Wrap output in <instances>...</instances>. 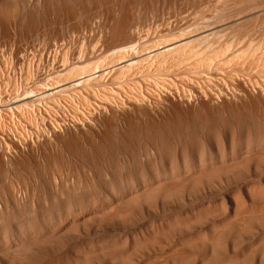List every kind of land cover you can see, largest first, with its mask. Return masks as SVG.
Segmentation results:
<instances>
[{
	"label": "rangeland",
	"instance_id": "obj_1",
	"mask_svg": "<svg viewBox=\"0 0 264 264\" xmlns=\"http://www.w3.org/2000/svg\"><path fill=\"white\" fill-rule=\"evenodd\" d=\"M0 264H264V0H0Z\"/></svg>",
	"mask_w": 264,
	"mask_h": 264
},
{
	"label": "bare ground",
	"instance_id": "obj_2",
	"mask_svg": "<svg viewBox=\"0 0 264 264\" xmlns=\"http://www.w3.org/2000/svg\"><path fill=\"white\" fill-rule=\"evenodd\" d=\"M194 35L185 36L184 34L177 36L176 38H166L165 44L153 51V53L150 55H147V58H151V56L154 55L155 60L152 62L151 67H148L147 69L141 70L142 75L147 76H153V75H160L164 74L167 70L170 71L171 67L176 64V62H173L175 60L185 61L187 58H190L191 55L196 54L194 42L195 40L192 39ZM164 43V42H161ZM160 43V44H161ZM120 48V51L129 50L132 49L135 45H125V43H120L118 45ZM219 51V50H218ZM196 60H201L200 62H204V60L209 58H202V57H195ZM139 59L123 63L119 67V71L117 74V80L116 83L119 85H125L127 83L128 76L132 74L133 71H135V66L138 65ZM178 63V62H177ZM90 65H86L82 68L83 74L80 75L77 79H83L87 77L88 75H92L90 73ZM156 67V68H155ZM77 68H75L76 70ZM138 83V82H137ZM128 84V83H127Z\"/></svg>",
	"mask_w": 264,
	"mask_h": 264
}]
</instances>
